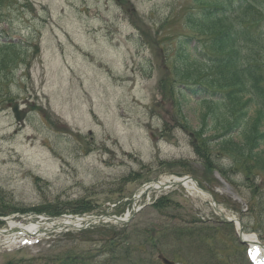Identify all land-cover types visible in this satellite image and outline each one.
Listing matches in <instances>:
<instances>
[{
	"label": "rangeland",
	"instance_id": "1",
	"mask_svg": "<svg viewBox=\"0 0 264 264\" xmlns=\"http://www.w3.org/2000/svg\"><path fill=\"white\" fill-rule=\"evenodd\" d=\"M202 6L5 0L0 40L19 42L20 62L0 83V231L20 214L14 222H39L46 234L9 241L0 232V264L65 256L78 264H163L160 255L174 264H253L237 224L225 218L264 246V161L199 150L201 139L223 133L199 127L201 73L184 77L174 69L184 42L195 44L189 17ZM199 37L207 44L208 36ZM210 74L214 83L224 76ZM184 176L220 211L210 195L180 184L145 187ZM132 207L140 210L128 223L58 224L69 215L119 217ZM111 236L117 247L106 242Z\"/></svg>",
	"mask_w": 264,
	"mask_h": 264
},
{
	"label": "trees",
	"instance_id": "2",
	"mask_svg": "<svg viewBox=\"0 0 264 264\" xmlns=\"http://www.w3.org/2000/svg\"><path fill=\"white\" fill-rule=\"evenodd\" d=\"M196 1L203 6L190 15L189 22L197 38L192 46L191 40L184 42L181 58L175 61L174 69L184 77L191 76L192 71L201 73L203 77L198 84L204 92L198 103L205 108L199 127L203 131L215 129L223 133L214 141L201 139L197 146L199 150L205 145L216 151L230 149L232 160L237 156H253L257 162H263L264 0ZM4 3L5 0H0V23L6 21ZM199 36H208L207 44L200 42ZM17 43L0 40V83L20 62ZM211 70L222 72V81L214 83V79L209 78ZM189 90L200 94L198 89ZM115 239L111 236L106 242L117 247ZM124 239L130 243L128 236ZM70 259L68 256L55 257L50 264H78L79 258ZM82 261L89 264L87 260Z\"/></svg>",
	"mask_w": 264,
	"mask_h": 264
},
{
	"label": "bare ground",
	"instance_id": "3",
	"mask_svg": "<svg viewBox=\"0 0 264 264\" xmlns=\"http://www.w3.org/2000/svg\"><path fill=\"white\" fill-rule=\"evenodd\" d=\"M172 178H170V180H164L165 183H172V182H177V181H182L181 184L184 188H186L189 192L191 193H195L197 196L202 197L203 199H207L209 197L208 193H206L205 191H203L202 189H200L195 183L194 181H192L190 178L188 177H174L172 180ZM160 185L159 184H153L152 186L154 187H158ZM216 209V208H215ZM217 211H220L217 208ZM64 221L66 223H70V224H74V225H78L80 224V219H75L74 221H72V219H64ZM9 227L10 229L5 232V231H1L2 233H4L5 236H16L18 237L19 235H25V236H29V235H34V236H41L43 234V231H40V228L37 224H27V225H19L17 223H13V222H9ZM244 239H246V241L249 244V254L251 255V257L254 259L255 262L261 261L263 258V252L261 249V246L258 244V239L254 234H243L242 235ZM14 238V237H13Z\"/></svg>",
	"mask_w": 264,
	"mask_h": 264
},
{
	"label": "water",
	"instance_id": "4",
	"mask_svg": "<svg viewBox=\"0 0 264 264\" xmlns=\"http://www.w3.org/2000/svg\"><path fill=\"white\" fill-rule=\"evenodd\" d=\"M11 110H12V113H13V115H14L15 120H16V121H21L22 118L24 117V112H21V111L19 110V108H18V104H14V105L12 106V109H11ZM189 178L191 179V177H189ZM171 184H181V181L172 182ZM167 185H169V184H163V185L160 186V188H164V187L167 186ZM150 188H151V187H150ZM209 201L212 202L213 205H216V203L214 202V198H213L212 195H211V198L209 199ZM109 218L112 219V220H114V221H119V222H124V221H125V220H123V219L116 218V217H109ZM97 220H98V221H102V217H98ZM225 220H227V221H233V220H228V219H225ZM241 233H242V228H241V226H240L239 233H238V239H239V241H240L241 243H246L245 240H242V239L240 238V234H241ZM159 258L161 259V261H162L163 264H174L172 261H169L168 259H166V258L163 257V256H160Z\"/></svg>",
	"mask_w": 264,
	"mask_h": 264
}]
</instances>
